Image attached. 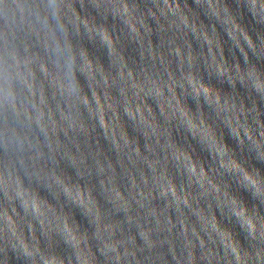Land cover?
<instances>
[{"label": "clouds", "instance_id": "clouds-1", "mask_svg": "<svg viewBox=\"0 0 264 264\" xmlns=\"http://www.w3.org/2000/svg\"><path fill=\"white\" fill-rule=\"evenodd\" d=\"M143 2L151 5L146 11L156 36L159 37L160 33H163L168 37L163 46L166 55L151 57L147 61L141 58L140 63L136 64L133 70L127 64L118 63L113 66L110 61L111 46L114 44L118 47L124 35L122 32L118 34L112 25L119 19L121 24L129 27L124 19L130 14L129 0H95L92 6V10L96 13L95 43L89 39L87 30L81 34L79 17L73 11V8L82 7L83 0H46V3L44 0H32L31 4L23 3V6L21 0H0V21H3L0 24V40L3 41L0 44V110H3L5 104L4 84L10 83L12 78L9 69L15 72V77L23 85L22 91L26 90L27 94H33L30 74L25 75V71H21L22 63L25 69L28 65L19 59L15 49L9 48V34L16 39L19 29L31 32L44 30L56 35L57 39L53 41L56 63L53 64L50 74L53 83L61 98L66 97L63 100L64 104L72 110L80 109L88 123L93 126V130L99 133L100 144L116 156L118 153L114 147H106L109 143L104 135L102 120L94 118L90 112V109L99 103L96 100V93L104 96L107 102L106 93L111 91L127 103L128 96L138 97L140 93L157 86L164 87L165 92H169L167 86L173 85L190 112L196 113L198 117L200 108H203L208 123L215 129L219 143L225 149L223 155L219 152L212 155V149L209 148L208 155L217 165L215 174L218 181L223 182V187L233 200L230 202L228 196L219 191L215 193L209 191L204 195L203 201L197 203L198 208L202 204L206 213L208 209L213 208L219 214L221 225L228 232L227 238H222L217 229H212L220 238L221 250H227L223 258L217 256L216 250L213 251L214 248L208 247L209 243L215 244L216 236H209L208 231L204 229H201L199 235L193 232L196 240L191 246L188 243L187 230L183 234L177 233L170 242L168 235H171V229L161 228L159 221L155 226L145 224L137 227L125 224L122 237L121 234L108 235L102 242L96 236V226L84 211L79 206L66 202L65 208H75V215L70 219L76 221L81 230L88 229L92 235V243L97 245V255L107 260V264H180L177 237L184 241L183 264H264V155H261L264 153V50L257 51V47L264 49V41L258 37L255 45L250 41L247 45V53L242 50L235 53L229 51V60L224 62L221 56V62L213 67L212 72L207 71V61H204L205 75L201 77V61L199 59L193 61L190 54H187L189 50L184 43L185 35H190L198 46L195 38V20L193 19L190 25L187 17L182 18L183 13L178 14L177 9L173 8L176 0H143ZM232 2L234 10L239 11L242 6V10L251 17L247 0H232ZM258 4L264 12V0H258ZM160 5L166 7L162 9ZM49 7L52 9L51 12L46 11ZM255 22L264 27V20ZM137 23L140 28H144L143 21ZM221 31L223 32V26ZM102 32L107 33V40L102 37ZM224 38L230 39L227 35ZM82 45L96 55L103 53L106 56V62L101 56L104 70L96 66L94 58L92 61H86L85 56L80 52ZM65 47L67 53L61 59ZM182 49L186 54L181 60ZM8 58H11L12 64L8 63ZM78 59L86 67L89 75L77 74ZM66 75L72 78L67 84L64 82ZM73 75L81 87L76 86ZM89 76L95 81V86L90 83ZM198 81H202L207 87H201L197 91L195 85ZM12 104L18 111L15 99ZM169 106L173 113L170 123L177 128L183 127L185 115L180 105L176 104L173 107L170 102ZM121 111L127 123L129 120L127 111L123 107ZM233 114L235 118L228 122V118ZM233 127L239 132L234 133ZM126 131L132 136L128 126ZM132 131L135 129L133 128ZM20 143L23 146L24 141L20 140ZM17 161L22 169L25 163L42 164L43 168L52 171L64 169L72 174V182L94 185L92 191L98 198V203L104 207H111L104 200L103 190L98 184L99 177L96 174L82 178L77 176L75 169L71 168L61 156L56 157L53 163L51 159L45 157L42 161L33 160L22 151L17 155ZM223 161L230 163L225 166ZM241 192H246L252 202L249 203ZM237 208L240 209L239 212L234 211ZM77 212L83 220H86L87 227L77 219ZM117 215L123 216V213ZM53 236L62 241L64 258L67 264H72L75 259L70 255L73 246L64 238L63 230L54 231ZM52 243L54 245L55 241ZM101 243L104 244L103 252L99 247ZM193 249L197 253L196 256L192 254ZM0 261H6V264H50L51 249L47 240L38 248L31 241L23 242L17 232L11 228L0 227Z\"/></svg>", "mask_w": 264, "mask_h": 264}]
</instances>
